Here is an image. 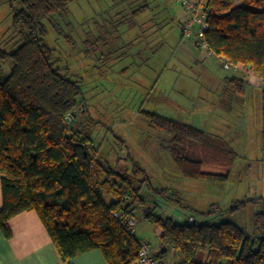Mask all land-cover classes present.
Instances as JSON below:
<instances>
[{"label": "trees", "instance_id": "1", "mask_svg": "<svg viewBox=\"0 0 264 264\" xmlns=\"http://www.w3.org/2000/svg\"><path fill=\"white\" fill-rule=\"evenodd\" d=\"M75 1L21 0L14 25L23 43L9 52L0 42V228L6 237H11L13 218L36 212L65 260L100 250L108 264H136L142 241L122 220L138 211L162 228V254L175 248L183 264H197L199 252L208 254L209 264H264V213L257 215V238L231 221L176 222L160 213L165 191L155 188L141 167L136 164L128 175L100 160L81 100L82 82L56 67L54 49L46 41L44 21L66 12ZM205 1L210 9L206 48L224 65L250 68L264 79V0H243L241 5ZM225 81L233 92L245 94V80ZM145 115L153 129L169 135L163 146L184 177L229 180L236 155L225 143L195 126L157 113ZM262 119L264 128V92ZM191 142L200 144L202 160L189 157ZM218 164L222 173L205 172V166ZM105 195L112 199L110 204Z\"/></svg>", "mask_w": 264, "mask_h": 264}, {"label": "rangeland", "instance_id": "2", "mask_svg": "<svg viewBox=\"0 0 264 264\" xmlns=\"http://www.w3.org/2000/svg\"><path fill=\"white\" fill-rule=\"evenodd\" d=\"M21 7V0H0V42L9 52L23 43L14 25ZM192 18L176 0H77L44 24L56 67L82 82L81 100L100 160L128 175L136 164L141 167L154 187L165 191L159 208L165 217L180 223L231 221L257 238V215L264 213V79L244 78V95L227 89L225 80L238 72L195 44L198 25L185 35L183 27ZM145 112L224 137L236 155L229 180L184 177L163 146L169 135L153 129ZM188 151L190 158L202 160L200 144L189 143ZM204 170L224 171L219 164ZM104 199L112 202L107 195ZM241 202L247 204L239 208ZM151 226L136 221L135 230L155 246Z\"/></svg>", "mask_w": 264, "mask_h": 264}, {"label": "crops", "instance_id": "3", "mask_svg": "<svg viewBox=\"0 0 264 264\" xmlns=\"http://www.w3.org/2000/svg\"><path fill=\"white\" fill-rule=\"evenodd\" d=\"M145 8L143 10H145ZM185 19L186 22L189 20V18H184V21ZM153 21L154 20L151 22ZM184 21L183 23L185 24ZM195 44L198 47L202 45L200 37ZM208 52L215 57L209 50ZM4 68L5 67H3L2 70H6V68ZM235 71L238 72V76L236 77L243 80H245L244 78L248 76L256 75L252 69L241 66L236 67ZM224 84L228 89L226 81ZM216 138L224 142L230 149H233L230 143L224 140V137L219 136V133ZM2 207L3 193L0 175V210ZM137 222H147L148 224H152L145 220L140 212L137 214ZM154 226L155 225L150 227L156 239V244L155 246L152 245V247L154 249L155 257L159 258L158 263L183 264V259L178 250L175 248L168 250L166 255L162 254L164 250L161 240L163 230L160 227ZM9 227L11 230L10 238H7L4 231L0 228V264H108L104 254L100 250L79 254L71 260H65L58 251L47 229L36 212H25L16 216L9 222ZM140 240L148 242L147 238ZM195 261L197 264H209V256L205 252H199L196 255ZM222 264H231V262L223 261Z\"/></svg>", "mask_w": 264, "mask_h": 264}, {"label": "built area", "instance_id": "4", "mask_svg": "<svg viewBox=\"0 0 264 264\" xmlns=\"http://www.w3.org/2000/svg\"><path fill=\"white\" fill-rule=\"evenodd\" d=\"M180 4H182L186 9L191 11L193 18L190 20L184 27V33L185 35H191L193 33V29L195 25L199 26V33L198 37L203 40V46L206 47L204 43V34L208 29V23H207V14L210 12V9L207 7L205 0H176ZM225 68L228 70H231L232 68L236 69L231 64L226 63ZM138 214L137 211H133L130 215L126 216L122 221L124 224H127L130 226L131 234H136L135 225H136V217L135 215ZM116 217H120V214L116 213ZM190 223L194 222V220L190 221ZM141 248L138 260L136 261V264H158L155 255H154V249L152 245L148 242L142 241L141 242Z\"/></svg>", "mask_w": 264, "mask_h": 264}]
</instances>
